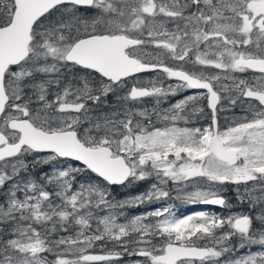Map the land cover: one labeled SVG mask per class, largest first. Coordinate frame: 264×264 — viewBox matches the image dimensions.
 Segmentation results:
<instances>
[{
  "label": "snow or ice",
  "instance_id": "obj_1",
  "mask_svg": "<svg viewBox=\"0 0 264 264\" xmlns=\"http://www.w3.org/2000/svg\"><path fill=\"white\" fill-rule=\"evenodd\" d=\"M0 264H264V0H0Z\"/></svg>",
  "mask_w": 264,
  "mask_h": 264
},
{
  "label": "flooded vegetation",
  "instance_id": "obj_2",
  "mask_svg": "<svg viewBox=\"0 0 264 264\" xmlns=\"http://www.w3.org/2000/svg\"><path fill=\"white\" fill-rule=\"evenodd\" d=\"M155 76H156L155 73L143 74V77H144L145 81H147L149 78H154ZM168 83H173V82L172 81H168ZM187 94H189V93L188 92L178 93L177 96L171 97L170 101L171 102H175V100H178V99L182 98L183 95H187ZM110 99H112V98H110ZM146 104H147L148 107H151L152 106V101L148 100L146 102ZM161 106L165 107V108L168 107V102L163 103ZM204 122L205 121H201V123H204ZM150 183H151V181H149V182H140L139 185H142L143 189L142 190H138V191H144L148 187V185ZM138 191L132 190L131 192L132 193L133 192L137 193ZM131 194H126L125 193V197L131 196ZM171 197H172L171 199H164V200L155 201L153 203H149L148 206L144 205L143 207H141V209H140V206H139L138 212L139 213H144L145 211H152V210H154L156 208H160L162 206L174 205V200L179 202L178 203V209H177V213L179 214V216L189 215L192 210H197V209H199V211H204V212H209V213L218 212V214H221V215H225L229 211V210L222 209V208L221 209H214V208H209V207H203L202 204H199V203H198V205L196 204L194 207H192L190 203H187V202L182 201L180 199H176L175 198L176 197V191L175 190L171 191ZM127 212H128V215H132L133 212H135V211L132 208V209H128Z\"/></svg>",
  "mask_w": 264,
  "mask_h": 264
},
{
  "label": "rangeland",
  "instance_id": "obj_3",
  "mask_svg": "<svg viewBox=\"0 0 264 264\" xmlns=\"http://www.w3.org/2000/svg\"><path fill=\"white\" fill-rule=\"evenodd\" d=\"M145 106H147V104L145 105ZM148 107V106H147ZM149 108H151V107H149ZM235 114L236 115H241L242 114V110L238 107V108H236L235 110ZM223 115H228V116H231V113H224ZM132 186H129V188H126V190H123L122 191V193H121V195L119 196V198H117V199H123V198H125V193L126 194H131L132 192V190H134V189H132L131 188ZM143 188H142V185L141 186H137V189H136V191H138V190H142ZM136 192H133L131 195H134ZM232 193L233 194H235L234 193V191L232 190ZM176 195H177V193H176ZM191 204V203H190ZM148 206V204H143V205H140V209H141V207H143V206ZM196 204H191V206L192 207H194ZM198 205V204H197ZM138 208L139 207H136V208H133L134 209V211H136L135 213L133 212V214L132 215H136V214H141V213H139L138 212ZM248 209H246V208H240V207H238V206H236V205H232V208H231V210L230 211H232V212H235V213H242V212H245V211H247ZM195 212H199V209H197V210H192L191 212H190V214H193V213H195ZM209 213V212H208ZM189 214V215H190ZM258 249H259V247H256V246H253L252 248H250V249H247V251H258ZM261 250V249H260ZM242 252L243 251H245V250H241ZM126 259V262L128 261V260H130V258H125Z\"/></svg>",
  "mask_w": 264,
  "mask_h": 264
},
{
  "label": "trees",
  "instance_id": "obj_4",
  "mask_svg": "<svg viewBox=\"0 0 264 264\" xmlns=\"http://www.w3.org/2000/svg\"><path fill=\"white\" fill-rule=\"evenodd\" d=\"M137 186H141V185L137 184L135 186H132L131 188L136 190ZM123 190H126V189L125 188H119V187L115 188L114 195H116V198H119V196L121 195ZM224 195L227 197V199H228V201H229V203L231 205H236V206H238L240 208H246V209L249 208V205L247 203L241 204L239 201H237V199L235 197V194L232 193L231 189H229L227 192H225ZM178 203H179L178 201L174 200V205L173 206H174V211L176 212L177 216H179V214L177 213ZM216 214H218V212H216ZM256 247H258V246H256ZM258 250H260V249H258Z\"/></svg>",
  "mask_w": 264,
  "mask_h": 264
},
{
  "label": "water",
  "instance_id": "obj_5",
  "mask_svg": "<svg viewBox=\"0 0 264 264\" xmlns=\"http://www.w3.org/2000/svg\"><path fill=\"white\" fill-rule=\"evenodd\" d=\"M203 207H209V208H214V209H221L219 206H214V205H204L202 204Z\"/></svg>",
  "mask_w": 264,
  "mask_h": 264
}]
</instances>
